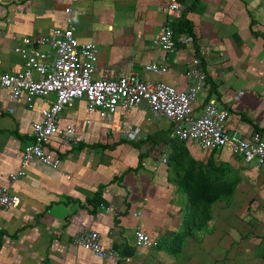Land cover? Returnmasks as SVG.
Here are the masks:
<instances>
[{
  "label": "crops",
  "instance_id": "obj_1",
  "mask_svg": "<svg viewBox=\"0 0 264 264\" xmlns=\"http://www.w3.org/2000/svg\"><path fill=\"white\" fill-rule=\"evenodd\" d=\"M170 4L171 0H0V70L15 72L21 63L14 37L20 41L65 28V10L72 7L77 38L102 50L96 78L139 72L145 81L185 90L191 84L189 65L197 57L207 84L196 112L213 101L229 111L228 131L264 134V0H180L178 11L170 10ZM183 15L194 24L197 46L183 35L182 45L166 53L153 40ZM164 57L169 65L166 77L143 70ZM54 100V95L36 99L31 110L24 99L12 102L0 88V183L21 198L18 209L0 216V264H170L179 258L182 253L171 255L166 248L184 230L189 200L178 182L183 164L173 161L181 160L182 152L173 146L168 120L152 123L149 112L141 109L117 112L103 122L87 111L85 101L83 113L73 109V102L59 123L77 128L79 144L53 138L47 152L60 161L58 169L34 161L26 167V177L16 183L9 180L21 169L18 155L31 143L32 123L42 119L41 110ZM101 145L113 147L111 154L102 153ZM185 147L184 156L196 162L197 173L223 168L230 182L233 168L258 176L241 174L234 199L212 210L208 232L192 231L182 247L240 246L246 248L244 255H252H242V264L253 263L255 255L256 264H264V168L246 164L228 148L204 152L191 143ZM222 224L227 238L217 236ZM138 227L159 239L160 246L137 248ZM90 229L102 235L106 247L118 251V260H100L74 245L75 237Z\"/></svg>",
  "mask_w": 264,
  "mask_h": 264
},
{
  "label": "built area",
  "instance_id": "obj_2",
  "mask_svg": "<svg viewBox=\"0 0 264 264\" xmlns=\"http://www.w3.org/2000/svg\"><path fill=\"white\" fill-rule=\"evenodd\" d=\"M179 1L171 0L170 10L178 11ZM65 12V28H54L45 36H26L20 41L14 37L17 41L14 51L21 63L15 72L0 70V88L9 93L12 102L24 99L32 110L36 99L47 100L55 96L54 102L41 110L42 119L31 125L32 140L18 155L21 169L9 175L12 183L26 177V167L34 161L52 169L60 167V161L47 152L53 138L74 146L79 144L77 128L73 124L59 123L61 114L76 100H85L87 111L97 113L101 119L120 111L130 113L144 109L153 117L165 118L171 123L172 140L191 143L204 152L228 148L233 156L246 164L264 168V134L228 131L226 123L230 113L213 101L204 104L201 113L196 112V102L206 92L207 84V75L199 58H193L189 65L187 75L191 84L185 90L163 82L145 81L139 72L118 79H98L99 46L93 42H80L72 18L73 8L68 7ZM153 42L166 53L176 49L170 26ZM143 70L163 76L169 72V65L164 57L157 63L144 65ZM159 154L157 151L154 156ZM161 162L167 163V159L162 158ZM20 206L21 198L0 183V216ZM74 245L103 261H116L120 257L118 251L106 247L102 235L92 229L78 234ZM135 246L155 249L160 246V240L138 227Z\"/></svg>",
  "mask_w": 264,
  "mask_h": 264
},
{
  "label": "trees",
  "instance_id": "obj_3",
  "mask_svg": "<svg viewBox=\"0 0 264 264\" xmlns=\"http://www.w3.org/2000/svg\"><path fill=\"white\" fill-rule=\"evenodd\" d=\"M174 32L176 47L181 46V37L187 35L188 40L197 46V39L194 34V24L188 20L185 15L182 16L179 22L170 25ZM186 43V42H185ZM154 137H149L148 141H153ZM154 142V141H153ZM175 142H185L175 140ZM174 144V143H173ZM182 144L181 160L175 159L173 162L183 164L184 174L178 181L181 188L186 192L189 200L188 210L184 220L183 233H179L175 237V242L166 248L171 255H180L182 253L181 242L184 237H188L192 231L207 233L209 223L213 219V205L218 198V185L214 183L215 178H211L207 172L201 170V173L196 172V162L187 155V150ZM177 244V245H176ZM94 256V255H93ZM97 258V257H96Z\"/></svg>",
  "mask_w": 264,
  "mask_h": 264
},
{
  "label": "rangeland",
  "instance_id": "obj_4",
  "mask_svg": "<svg viewBox=\"0 0 264 264\" xmlns=\"http://www.w3.org/2000/svg\"><path fill=\"white\" fill-rule=\"evenodd\" d=\"M102 50L99 49V53L102 54L101 52ZM100 54V55H101ZM164 77H166V75H164ZM85 100H77L72 104L73 109H77V111L79 113H83L84 111V106H83V102ZM81 102V103H80ZM71 106V105H70ZM69 107V106H68ZM67 107V108H68ZM72 107H70V109H72ZM142 111L141 109H136L134 110V112H139ZM144 110V109H143ZM133 112V111H132ZM133 112V113H134ZM144 113H146L145 111H142ZM147 118H151L153 120L152 123L158 122L160 124H166L167 123V119L165 118H155L153 117L151 114H146ZM106 119L103 120V122H105ZM170 136V134H169ZM163 137H167L168 138V134L164 133ZM127 147L130 148L129 146H132V144L127 141ZM172 143L173 146H181L182 144H184V148L186 144H188V142H175L173 141ZM101 150L102 153H106V154H111V151L113 149V147H103V145H101ZM181 149V147H180ZM161 164V163H160ZM175 164V162H174ZM162 166H165V164H163ZM223 168H218V170H214L211 173H209V176H211V178H215L213 180L214 183H217L218 185V200L217 202L213 205V210L215 208H218L217 205L220 203H229L230 201H232L234 199V195L235 192L237 190L238 185L240 184V175L241 174H245L248 176V178L250 179L249 176H255L257 177L258 174L255 172H252L250 170H248L246 173L244 171H238V169L233 168V172L231 173L232 177V182L226 180L223 177L222 174ZM259 173H262L261 171ZM255 183L257 182V179H255L254 181ZM185 213H187V208ZM186 216V215H185ZM224 228L225 226L222 224V227L218 230L217 232V236L218 238H227L224 237ZM195 232V231H193ZM200 232V231H199ZM197 232V234L199 233ZM183 233V232H182ZM204 232H202V234H204ZM235 234V232H234ZM205 235V234H204ZM237 243V241H236ZM246 250V248H242L240 246H232V247H225L224 245H222V243H218V244H211V245H205V246H188L187 248H183L182 249V255L179 258L173 259L170 264H242V259L244 255V251ZM254 250V249H250ZM151 254V253H150ZM157 253L156 251H152V255L155 256ZM252 255H244L245 258H248ZM256 255L254 256V258H252V260L254 261L253 263L250 264H256L257 260H256ZM261 264H263V262H261Z\"/></svg>",
  "mask_w": 264,
  "mask_h": 264
}]
</instances>
